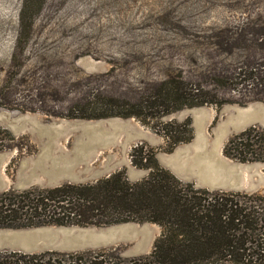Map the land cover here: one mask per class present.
Here are the masks:
<instances>
[{"label":"rangeland","instance_id":"rangeland-1","mask_svg":"<svg viewBox=\"0 0 264 264\" xmlns=\"http://www.w3.org/2000/svg\"><path fill=\"white\" fill-rule=\"evenodd\" d=\"M31 1L22 14L26 0H0V192L95 183L120 171L139 182L150 170L135 167L131 153L144 145L159 168L196 190L264 195V163L224 153L232 137L264 130L255 121L225 131L251 113L264 121V86L234 79L264 60V0ZM197 100L208 103L187 106ZM81 141L86 152L77 148ZM59 159L74 162L73 171L61 170L74 180L49 186L59 177L41 167H57ZM189 161L193 170L185 174L180 167ZM197 166L218 172L211 180L227 178L230 187L202 183ZM123 225L134 237H116ZM46 228L96 230L104 244L23 251L6 243L0 252L102 254L110 264H127L149 255L161 235L159 226L136 222L0 232Z\"/></svg>","mask_w":264,"mask_h":264},{"label":"trees","instance_id":"trees-1","mask_svg":"<svg viewBox=\"0 0 264 264\" xmlns=\"http://www.w3.org/2000/svg\"><path fill=\"white\" fill-rule=\"evenodd\" d=\"M32 4L26 0L22 14ZM247 78L252 86H264V60L251 64L248 72L240 69L234 76L235 80ZM175 90L173 97L180 92L179 86ZM205 103L208 102L197 100L187 106ZM110 116L119 115L77 117ZM224 153L241 163H264V130L252 127L232 137ZM131 157L135 167L150 170L139 182H129L120 171L95 183L0 192V229L152 223L161 229L153 251L127 264H264V195L196 190L159 168L154 154L146 151L144 145L134 147ZM0 264L110 263L102 254L0 252Z\"/></svg>","mask_w":264,"mask_h":264},{"label":"water","instance_id":"water-1","mask_svg":"<svg viewBox=\"0 0 264 264\" xmlns=\"http://www.w3.org/2000/svg\"><path fill=\"white\" fill-rule=\"evenodd\" d=\"M255 121L260 122V123L264 122L260 112H256L255 114L251 113L247 120H241L240 118H236L233 121L231 127L227 128L225 131L226 133L238 132L239 130L247 128ZM223 138L224 136L221 135L220 139H223ZM77 148L79 150L85 151L84 150L86 149L85 143L82 141L79 142L77 145ZM75 156L77 158L80 157L78 154H76ZM57 162H59L60 164V165L58 164L59 166L57 167L55 164L53 166L50 165L49 168L41 167V170L45 175L48 176V175H51L52 172H56L59 177L58 179L49 178V181H48L49 186L58 185L57 183H60V181L62 180H68V181L74 180V178L72 177L70 178H68L69 176L66 177V175L62 174V171H61V170L73 171L74 162L72 161L65 162L62 159H59V161ZM217 162L219 163L218 165L226 166L219 160ZM192 165H193V161H189L185 166H183L184 169L183 167H180L179 165L178 167H180V169L185 174H189L193 170ZM197 167L199 171L197 172L201 174V177H203L202 183L208 185L209 187H214L215 182H216L215 183L216 185H220L226 188L230 187V184L228 183L227 178L226 179L221 178L220 180H216L217 179L216 178L215 180H211V176L219 175L218 172L214 174L206 167L205 168L199 167V166ZM197 167H196V170H197ZM239 169H242V167ZM0 188H4V184L2 182H0ZM56 229L46 228V229H40V230L37 229L33 231H12L11 233L1 231L0 232V245L2 246L3 244L11 243V246H15L19 248L20 250L32 251L34 249H45L47 245L50 247L55 246V247L63 248L66 250H77V249H81L89 245L100 246L104 244V242L101 240L102 237L96 233V230L87 229L83 231V230H78V229L73 230V229H66V228H60L58 230ZM116 232H117V236H116L117 238L118 237H122V238L130 237L131 238V237H134V234H135L134 230L130 227V225L118 226L116 227ZM104 233L105 234L103 236H106L108 240H111V241L115 240L116 237H114L113 232L104 231ZM38 241H42V243H38Z\"/></svg>","mask_w":264,"mask_h":264}]
</instances>
